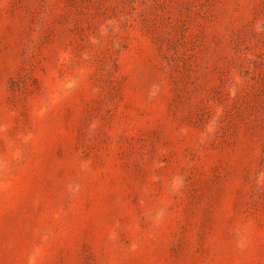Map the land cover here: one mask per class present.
<instances>
[{"label": "rangeland", "instance_id": "1", "mask_svg": "<svg viewBox=\"0 0 264 264\" xmlns=\"http://www.w3.org/2000/svg\"><path fill=\"white\" fill-rule=\"evenodd\" d=\"M0 264H264V0H0Z\"/></svg>", "mask_w": 264, "mask_h": 264}]
</instances>
